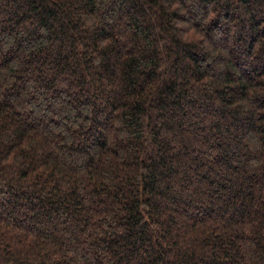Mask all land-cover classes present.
<instances>
[{"label": "trees", "instance_id": "trees-1", "mask_svg": "<svg viewBox=\"0 0 264 264\" xmlns=\"http://www.w3.org/2000/svg\"><path fill=\"white\" fill-rule=\"evenodd\" d=\"M0 264H264V0H0Z\"/></svg>", "mask_w": 264, "mask_h": 264}]
</instances>
